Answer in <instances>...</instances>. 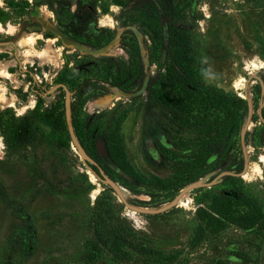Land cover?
<instances>
[{
  "label": "rangeland",
  "instance_id": "rangeland-1",
  "mask_svg": "<svg viewBox=\"0 0 264 264\" xmlns=\"http://www.w3.org/2000/svg\"><path fill=\"white\" fill-rule=\"evenodd\" d=\"M46 1L0 0V264H264V124L258 114L259 80L254 77L248 89L254 115L246 136L247 173L237 180L222 179L212 187L195 189L164 213L131 211L84 164L74 147L65 117V91L47 96L38 91L59 82L70 87L75 131L90 152L95 144L102 165L111 163L105 137L121 128L127 157L139 178L114 167L106 173L136 205L161 207L186 185L209 180L227 167L215 169L218 155H213L206 166L182 167L177 177L172 163L186 160L198 147L185 141L192 135L184 128L171 129L159 109L144 94L138 96L144 90L128 93L110 87L109 93L94 95L101 91L94 88L80 95L89 79L96 87L108 83L103 69L81 74L78 53L126 55L121 47L126 28L138 34L148 74L163 68V57L149 65L147 46L155 39L149 20H130L115 0H97L93 28L98 32L110 28L116 36L93 50L57 27ZM174 2L206 82L244 98L250 75L264 79V0ZM164 31L167 36V28ZM247 116L248 111L241 126L227 135L230 150L220 158L234 153L238 164L231 168L237 172L244 167L240 134ZM182 182L185 185L177 188ZM235 191L257 204L261 222L244 228L217 215L221 222L215 221L219 228L212 231L199 217L198 208L212 212L218 200ZM102 193L114 196L115 215L129 227L133 244L124 246L118 256L104 248L95 261L85 262L86 241L93 235L90 221ZM200 228L205 234L198 240Z\"/></svg>",
  "mask_w": 264,
  "mask_h": 264
},
{
  "label": "trees",
  "instance_id": "trees-1",
  "mask_svg": "<svg viewBox=\"0 0 264 264\" xmlns=\"http://www.w3.org/2000/svg\"><path fill=\"white\" fill-rule=\"evenodd\" d=\"M115 1L122 7L121 12L126 18L150 21L155 39H151V45L147 46L149 65L157 64L166 52L163 68L154 74H148L138 34L132 28H126L121 35V47L126 55L96 57L78 53L79 59L82 58L78 61L81 66L79 72L90 74L103 69L106 72L105 83H108V86L103 84L96 87L95 81L89 79L80 95L94 88L101 90L94 95H105L109 93L110 87H119L128 93L144 90V93L138 96L144 94L150 105L159 109L169 121L171 129L184 128L192 135L185 141L198 147L186 156V160H180L179 164L177 161L172 163L171 169L177 177L182 167L192 170L206 166L213 155H218L213 161L215 169L226 166L225 169L233 170L231 167L238 164V157L234 153H231L230 157L227 153L225 159L220 158L226 150H230L227 135L241 126L249 111L248 101L206 82L190 35L179 21L174 0ZM46 4L55 15L57 27L90 49H100L116 36L115 31L110 28L104 27L99 32L93 28V23L98 17L97 0H48ZM131 25L133 24L122 26ZM141 33L144 36L149 35L144 30H141ZM49 118L54 122L53 114H49ZM120 129H113L105 137V148L111 163L102 165L95 144L91 149L93 152H90L88 146L82 140L81 142L107 173L114 167L117 171H123L138 179L137 172L132 169L127 157ZM1 130L8 145L7 128L3 122ZM241 161H244V157ZM238 178L227 175L223 179L232 181ZM184 185L182 182L177 188ZM198 215L212 231L219 228L215 221L221 222L217 215L244 228H253L262 220V213L257 204L239 191L224 195L212 208V212L199 207ZM90 224L93 235L86 241L85 262L95 261L104 248L118 256L123 252L124 246L133 244V234L129 227L115 215L114 196L111 193H102L96 198ZM204 234V229L200 228L197 239L201 240Z\"/></svg>",
  "mask_w": 264,
  "mask_h": 264
},
{
  "label": "water",
  "instance_id": "water-1",
  "mask_svg": "<svg viewBox=\"0 0 264 264\" xmlns=\"http://www.w3.org/2000/svg\"><path fill=\"white\" fill-rule=\"evenodd\" d=\"M166 52L163 54V58L165 59ZM257 78L261 84L262 89V96L261 101L259 104L258 114L261 122L264 124V115H263V109H264V79L260 75L252 74L247 79L245 83V91H244V98L248 101V116L247 119L242 127L241 130V146L243 151V157H244V167L241 171L237 172L235 170H224L217 173L213 178L206 180V179H199L197 181H194L188 185H186L183 189H181L173 199H171L168 203L164 204L161 207L157 208H150L145 206H140L132 203L123 193V189L121 186L111 177L109 176L105 169L99 164V162L92 156L90 153L86 150L84 145L82 144L81 140L79 139L74 123H73V115H72V91L70 87L64 83L59 82L55 84L54 86L46 89L44 92H39L43 96L51 95L54 92H56L59 89H63L65 91V117L67 122L68 131L70 134L71 141L74 145V147L77 149L78 153L80 154L84 164L95 174V176L104 184L111 187L114 191V193L119 197L120 201L127 207L129 210L141 213V214H159L164 213L172 208L176 207L182 199L191 191L199 188L204 187H212L216 185L220 180H222L227 175H233L237 177H243L248 170L249 165V158H248V151L246 146V136L249 131L250 125L252 123L253 115H254V106L252 103V100L249 96V86L253 80V78ZM35 82H37L36 77L34 76Z\"/></svg>",
  "mask_w": 264,
  "mask_h": 264
},
{
  "label": "bare ground",
  "instance_id": "bare-ground-1",
  "mask_svg": "<svg viewBox=\"0 0 264 264\" xmlns=\"http://www.w3.org/2000/svg\"><path fill=\"white\" fill-rule=\"evenodd\" d=\"M40 53V52H39ZM49 57V55L47 56H45V58H48ZM3 72H5L6 73V67H3ZM243 85H244V83H243ZM116 93V92H115ZM2 95V94H1ZM106 97V96H105ZM0 103H2V100H1V98H0ZM105 103V102H104ZM101 105V104H100ZM123 193H124V195L126 196V192H125V190L123 189Z\"/></svg>",
  "mask_w": 264,
  "mask_h": 264
}]
</instances>
